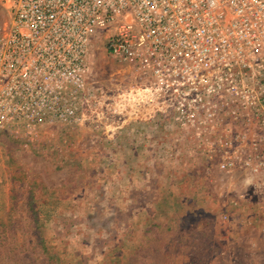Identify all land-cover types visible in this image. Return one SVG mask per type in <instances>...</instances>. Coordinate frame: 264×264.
<instances>
[{
	"label": "rangeland",
	"instance_id": "374dc122",
	"mask_svg": "<svg viewBox=\"0 0 264 264\" xmlns=\"http://www.w3.org/2000/svg\"><path fill=\"white\" fill-rule=\"evenodd\" d=\"M87 80L98 122L0 131V264H264L263 235L228 239L218 157L143 101L147 73L99 43Z\"/></svg>",
	"mask_w": 264,
	"mask_h": 264
},
{
	"label": "built area",
	"instance_id": "2783aa9c",
	"mask_svg": "<svg viewBox=\"0 0 264 264\" xmlns=\"http://www.w3.org/2000/svg\"><path fill=\"white\" fill-rule=\"evenodd\" d=\"M0 7L7 16L0 131L98 122L103 96L87 78L101 43L147 73L155 116L189 135L196 151L217 156L221 171H264V155L236 139L250 134L248 124L264 136V0H0Z\"/></svg>",
	"mask_w": 264,
	"mask_h": 264
},
{
	"label": "crops",
	"instance_id": "0c3cea01",
	"mask_svg": "<svg viewBox=\"0 0 264 264\" xmlns=\"http://www.w3.org/2000/svg\"><path fill=\"white\" fill-rule=\"evenodd\" d=\"M232 128L234 123H229ZM245 129L250 131L247 136H238L236 139L242 141L241 145L248 148V151L260 153L264 155V136L262 131L255 124H248ZM235 138V136H233ZM208 164V160H206ZM211 166H206V173L217 170L219 179L223 180L221 193L224 200L222 201V212L228 216H232L235 222H239L228 226V239L234 242L248 241L251 237L248 246L256 245L260 241V236L264 237V171L258 175L252 174L245 169H235L231 172H223L218 168V160L214 159ZM213 174V173H212ZM212 174L206 177V187L214 183ZM208 176V174H206ZM195 183L191 182L194 186ZM190 197L195 199L196 192L194 188H190ZM182 198V197H181ZM195 201V200H194ZM195 203V202H194ZM240 219V220H239ZM242 222V223H241ZM257 240V241H256ZM248 243V242H247Z\"/></svg>",
	"mask_w": 264,
	"mask_h": 264
},
{
	"label": "bare ground",
	"instance_id": "6f19581e",
	"mask_svg": "<svg viewBox=\"0 0 264 264\" xmlns=\"http://www.w3.org/2000/svg\"><path fill=\"white\" fill-rule=\"evenodd\" d=\"M151 94H152V90H151L150 87L149 88H146V90H144V97H143L144 99H143V101L145 103L151 104V102H150Z\"/></svg>",
	"mask_w": 264,
	"mask_h": 264
}]
</instances>
